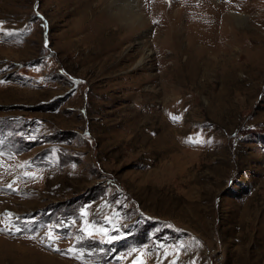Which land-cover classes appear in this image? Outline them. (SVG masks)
Instances as JSON below:
<instances>
[{"label":"rangeland","instance_id":"rangeland-1","mask_svg":"<svg viewBox=\"0 0 264 264\" xmlns=\"http://www.w3.org/2000/svg\"><path fill=\"white\" fill-rule=\"evenodd\" d=\"M95 1L0 0V264H264V0L175 66Z\"/></svg>","mask_w":264,"mask_h":264},{"label":"bare ground","instance_id":"bare-ground-1","mask_svg":"<svg viewBox=\"0 0 264 264\" xmlns=\"http://www.w3.org/2000/svg\"><path fill=\"white\" fill-rule=\"evenodd\" d=\"M93 1H95V0H93ZM215 1H218V2L222 1V2L227 3L228 1H231V0H165L164 2L168 6V8L165 9V12H164L162 18L158 19L159 21L156 22V24H157L156 28L152 29L153 35H151V37H149L145 41L144 40L141 41L140 43H142L145 46H154L155 50L158 51V53L166 54V57L172 61L170 63V66H173L175 63V60L179 54L177 52H175L174 50L167 51V48L164 45H163V47L156 45V42H155L156 36L164 35L166 40H167V38L170 39V37H173V39H176V38L179 39L184 34L195 35V36L200 35L199 31H201L203 29H208V30L212 31L218 22V19H217L218 16L214 13V11L211 10L212 5L216 4ZM95 2H97L96 6L99 4V7H101V9H100V11H98V13L96 15L93 14L94 16H93V18L91 17L92 19L89 18L90 21L87 24L88 28L84 27L86 29L85 32H87V36H88V34H90L89 36H92L93 33L94 34H96L97 32L100 33L102 26H104L105 28L107 26L109 29V27H111L113 25H119V24L122 25L123 23H125L127 26H129L128 32L130 33V36H131L133 33L137 32L139 29H141V27L147 26V24H151L152 22H154V18H153L152 14H154V12H155L154 9L158 5L157 0H96ZM79 3H82V2H79ZM96 6H95V8H96ZM217 7H219V6H217ZM82 8H84V6ZM175 8H178V10H174ZM85 9H84V14L86 12ZM223 10L224 11L228 10L227 4L224 5ZM232 16H233L232 13L225 12L223 15V17H225L223 21H225V23L226 22L228 23V21L231 20ZM118 29L120 30V28H118ZM112 30H114V29H112ZM109 31H111V30H109ZM82 32H84V31H82ZM99 33H97V34H99ZM83 36H84V34H83ZM99 36H101V35L99 34ZM124 39H126V38H124ZM73 46H76V45H73ZM96 46H98V45H96ZM84 47H85V45H84ZM117 47H119V46H117ZM195 48H197V47H195ZM102 50H103V48H102ZM89 51H90V49H89ZM107 51L108 50H106V52ZM112 51H113V48L109 49L108 53H112ZM106 52H104V53H106ZM150 53L151 52H149L148 54H150ZM99 54H100V52H99ZM90 55H92V54H90ZM131 62H129V63H131ZM161 72H163V71H161ZM165 73H167V72H165ZM160 75H162V74H160ZM163 79H164V77H163ZM166 86H168V84ZM166 86L163 88V90L165 92H166ZM168 88H170V87H168ZM165 100H166V103L168 105L169 104L168 100H171V99L169 97L168 99H165ZM195 133H196V131H194L193 135ZM163 139H164V137H163ZM167 142H168V140H167ZM153 172H155V171L153 170ZM156 179H157V177H156ZM0 205H2V204H0ZM0 237H1V235H0ZM1 242L2 241H0V243ZM25 251H27V249ZM31 252L33 253V249L31 250ZM48 260H49V258H48Z\"/></svg>","mask_w":264,"mask_h":264},{"label":"snow or ice","instance_id":"snow-or-ice-1","mask_svg":"<svg viewBox=\"0 0 264 264\" xmlns=\"http://www.w3.org/2000/svg\"><path fill=\"white\" fill-rule=\"evenodd\" d=\"M173 119H178V117H173ZM32 178V177H30ZM101 231H103V229H101ZM91 235V233H89ZM144 253H141V256H143ZM134 264H145L144 260L143 259H138L136 261H134Z\"/></svg>","mask_w":264,"mask_h":264}]
</instances>
